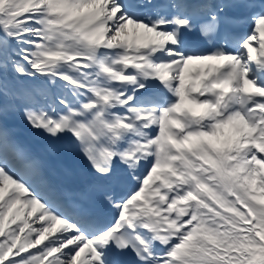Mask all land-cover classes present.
<instances>
[{"label":"snow or ice","instance_id":"snow-or-ice-1","mask_svg":"<svg viewBox=\"0 0 264 264\" xmlns=\"http://www.w3.org/2000/svg\"><path fill=\"white\" fill-rule=\"evenodd\" d=\"M0 264H264V0H0Z\"/></svg>","mask_w":264,"mask_h":264},{"label":"bare ground","instance_id":"bare-ground-1","mask_svg":"<svg viewBox=\"0 0 264 264\" xmlns=\"http://www.w3.org/2000/svg\"><path fill=\"white\" fill-rule=\"evenodd\" d=\"M60 161H58V163H59Z\"/></svg>","mask_w":264,"mask_h":264}]
</instances>
